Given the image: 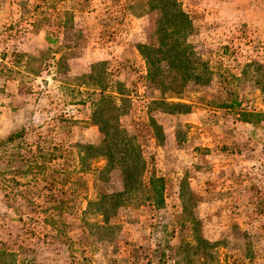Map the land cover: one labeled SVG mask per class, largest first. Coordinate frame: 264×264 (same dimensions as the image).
I'll return each mask as SVG.
<instances>
[{"label":"rangeland","instance_id":"obj_1","mask_svg":"<svg viewBox=\"0 0 264 264\" xmlns=\"http://www.w3.org/2000/svg\"><path fill=\"white\" fill-rule=\"evenodd\" d=\"M177 1L192 20L187 41L200 75L186 83L176 70L163 83L148 78L136 50L158 43L159 10L124 11L127 0H0V140L25 127L6 151L29 158L40 145L46 154L37 158L44 169L14 179L0 151V250L14 264H264V0ZM101 94L140 146L144 181L153 168L162 177L164 205L130 196L113 229L90 234L80 224L81 212L98 216L88 202L123 189L118 166L104 172L105 157L82 166L76 155L77 143L104 139L92 121ZM242 111L263 116L247 124ZM59 200L75 203L61 217L47 204ZM194 234L217 244L187 260Z\"/></svg>","mask_w":264,"mask_h":264},{"label":"trees","instance_id":"obj_2","mask_svg":"<svg viewBox=\"0 0 264 264\" xmlns=\"http://www.w3.org/2000/svg\"><path fill=\"white\" fill-rule=\"evenodd\" d=\"M127 1L128 2L124 4V11H127L126 9L132 11L135 7L138 8L137 13L140 15L154 10H159L161 13V19L157 30L158 43L154 46L146 44H138L136 46V50L145 61L147 77L151 78L154 75L158 76L159 83H163V74L165 72L167 73L169 70H176L181 73L183 83L198 80L200 75L195 72L197 68L193 65L192 61L194 56L193 46L187 41L188 36L193 34L194 27L189 15L181 8V4L177 0ZM74 9L81 10L82 5ZM58 27L63 28L64 23L60 22ZM174 73L176 74V72ZM101 93H103V91H101ZM229 102L234 103L236 99L231 98ZM231 106H233V104L225 107L230 108ZM118 112L119 107L112 102V97L101 94L93 112L92 121L94 125L99 128L100 132L103 133V141L98 146L81 143L75 145L76 155L78 160L82 162V166L86 161L89 162V160L97 156H102L106 159V165L105 168H103L104 172H108L110 169L118 166L122 174L123 189L121 191L109 194L99 193L95 200L88 202L89 210L92 209L94 212L97 211L96 213L98 216H96V218L99 217V220H96V218L91 220L89 218V221L87 219V213L85 211L81 212L80 224L86 228L90 234L91 231L89 229L93 228L100 230L113 229L114 223L110 220L116 216L118 207L124 206L127 201H131L132 198H130V196H134L135 199L139 195L144 194L145 199L154 207L157 206V208H161L164 205V181L162 177L157 175L155 168L150 171L148 181H144V176L148 172V164L141 154L140 146L135 144V138L129 136L126 131L120 127L117 117ZM106 113H108V118L105 117ZM110 115L112 116L109 117ZM240 115L242 122L253 125L256 124L254 121L256 118L263 116L262 113L246 111H242ZM151 126H153L155 131L159 128L153 120L151 121ZM27 131V128L21 127L0 140V151L9 155L8 157L10 158L8 161L9 166L6 167V173H10L14 179L16 177H25L34 170H42L45 168L44 164L37 163V158L46 155L40 145H36L33 148L34 150H29L31 153L29 158H25L24 154H21V151L12 154L6 151L9 147H18L21 144L20 142L24 140ZM120 149H123V151H120ZM4 172L5 170L0 171V178L3 177L2 175ZM36 177L37 175L35 174L32 176L34 180ZM71 200H59L56 203L48 202L47 204L49 205L48 207H51V209H49L51 211H57L58 209L60 211L58 217H61L63 212L68 211L75 204H72ZM92 205L96 208L92 207ZM52 225L55 231H57L56 233L61 235L63 232L61 229H64L65 226L56 220H53ZM194 235L196 236L193 239L192 246L189 245L190 242L185 243V245L187 244L190 247V251H187L185 254L187 260L188 258L196 256V253L198 255V251L202 249L201 245H205L207 251H213L214 246L217 244V242L210 244L205 238L197 234ZM56 237L60 238V236ZM85 239L86 238H83V241ZM68 241L67 239L66 242ZM4 256L8 258H3ZM14 258V253L0 250V262L14 264Z\"/></svg>","mask_w":264,"mask_h":264}]
</instances>
